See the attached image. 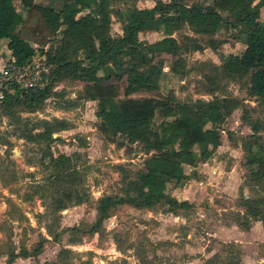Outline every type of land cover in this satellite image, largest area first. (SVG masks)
<instances>
[{
  "label": "rangeland",
  "instance_id": "rangeland-1",
  "mask_svg": "<svg viewBox=\"0 0 264 264\" xmlns=\"http://www.w3.org/2000/svg\"><path fill=\"white\" fill-rule=\"evenodd\" d=\"M34 1L55 8L71 7V2L62 0ZM155 1L114 0L113 9L123 10L132 4L149 7ZM13 3L24 15L18 0ZM205 4L209 7L210 0ZM254 15L264 21L262 9ZM109 27L112 36L122 32L114 10ZM235 33V28H220L211 35L194 34L181 25L172 33L181 44V54L177 55L183 58L181 73L169 70L176 55L162 52L156 91L125 95L123 81L108 85L123 110L128 109V100L146 101L156 96L183 102L223 96L224 109L229 113L226 111L218 124L219 147L215 150L204 143L193 145L203 156L194 165H182L186 175L178 181H164L165 177L159 175L151 188L187 200L186 208L173 209L164 201L144 205L145 188L132 183L129 190L135 195V203L116 204L97 231L87 232L86 227L95 218L98 198L104 194L124 195L125 183L154 150L145 152L138 141L106 134L95 115L96 100L90 98L93 87L83 81H55L52 90L62 94L48 95L34 109L15 107L9 114L0 106V264L5 263L9 250H30L37 242H41L37 255L17 256L12 264H264V223L248 219L246 229L238 224L244 220V209L239 204L242 197H264V177L258 179L260 173L252 175L246 164L251 155L240 147V136L250 132L240 117L243 113L246 119L258 120L264 143V100L246 93L244 79L241 83L228 80L220 76L219 69L214 70V66H221L224 56L238 55L243 50L244 44L234 38ZM161 35L160 31L137 33L138 39L145 41ZM194 41L204 44V48L193 50L190 46ZM33 46L36 52L22 69L6 72L13 64L7 62L10 56L5 38L0 39V88H6L10 78L22 87L42 81L40 72L47 66L37 45ZM16 116L22 121L16 123ZM52 117L67 120L68 128L52 133L56 138L49 148L54 156L71 155L87 194L84 201L70 203L56 212L48 206V187L42 191L36 187L46 175L39 159L44 143L28 142L17 134V125L29 127L38 118ZM160 122L161 116L153 111L151 126ZM210 128L209 124L205 126L207 134L212 132ZM229 140L235 142L233 146ZM259 206L264 209L263 203Z\"/></svg>",
  "mask_w": 264,
  "mask_h": 264
},
{
  "label": "trees",
  "instance_id": "trees-1",
  "mask_svg": "<svg viewBox=\"0 0 264 264\" xmlns=\"http://www.w3.org/2000/svg\"><path fill=\"white\" fill-rule=\"evenodd\" d=\"M62 1L71 2V7L55 8L34 0H18L25 11L22 15L13 0H0V39L5 38V47L9 51L7 62L24 67L35 54L37 48L33 44H36L47 66L46 71L40 72V83L22 87L13 78L7 80V87L0 88V106L7 113L15 107L34 109L48 95L62 94L52 90L55 81H83L93 87L90 98L96 100L95 115L106 134L123 135L128 142L138 141L145 152L154 150L125 183L124 195L104 194L98 198L95 218L86 227L87 232L97 231L116 204L135 203V195L129 190L132 183L145 188L144 205L164 201L173 209L186 208L189 206L187 200H177L151 188L156 185L159 175L165 177L164 181H178L186 175L182 165H194L203 156L194 149L195 143H208L212 147L220 143L218 124L226 117V111L229 113V109H224L223 96L195 98L189 102L156 96L146 101L128 100L129 107L123 110L108 85L123 81L125 95L142 90L156 91L162 73V52L176 55L170 63L171 72L183 71V58L177 56L181 54V44L170 37L181 25H186L194 34L207 35L220 28H235L233 36L244 44V48L238 55L224 56L221 66H214V70L219 69L220 76L228 80L240 82L244 79L246 93L264 100V21L254 15L261 9L264 11V0H210L209 7L205 0H156L149 7L132 4L123 10L113 9L114 0ZM113 10L122 30L115 36L109 31ZM79 12L82 14L76 16ZM140 31H160L164 37L151 42L140 40L137 37ZM192 43L193 50L202 49L199 42ZM44 45L47 48L43 49ZM9 71L12 70L7 68L6 72ZM153 111L161 116L156 127L151 126ZM240 120L251 131L240 136L243 152L251 155L246 164L250 165L253 176L260 173L258 179H262L264 143L259 131L263 128L257 119H246L243 113ZM14 121L19 123L22 119L16 116ZM207 124L212 130L210 134L205 129ZM66 128L67 120L57 117L38 118L29 127L17 125V134L24 140L44 143L39 159L45 165L46 175L44 182L36 183V187L37 191L48 187L51 212L70 203H80L87 195L71 155L54 156L49 148L50 141L56 138L52 133ZM259 203L264 205V197H242L239 204L244 209V220L238 224L243 229L248 228V219L264 223V209L261 210ZM40 249L41 242L30 250L24 247L18 251L11 249L4 264H12L17 256H35Z\"/></svg>",
  "mask_w": 264,
  "mask_h": 264
},
{
  "label": "crops",
  "instance_id": "crops-1",
  "mask_svg": "<svg viewBox=\"0 0 264 264\" xmlns=\"http://www.w3.org/2000/svg\"><path fill=\"white\" fill-rule=\"evenodd\" d=\"M155 32V31H154ZM164 37V35H161L159 38H161V37ZM170 37H173V38H175L172 34L170 35ZM158 39V38H157ZM155 40V39H154ZM153 41V40H152ZM149 42H151V41H149ZM202 48H204V44H202ZM200 50V49H199ZM242 122V121H241ZM248 126V125H247ZM221 130V129H220ZM251 132V131H250ZM249 132V133H250ZM219 133H220V131H219ZM221 141V140H220ZM233 143H235L234 141H232V140H229V144H230V146H233ZM199 145L198 143H195V145ZM207 145H209L208 147H210V149H217L218 147H219V145H220V143L218 144V145H216L215 147H212L210 144H208L207 143ZM239 145H240V143H239ZM240 147H241V145H240ZM242 148V147H241ZM196 150V149H195ZM193 167V166H192Z\"/></svg>",
  "mask_w": 264,
  "mask_h": 264
},
{
  "label": "built area",
  "instance_id": "built-area-1",
  "mask_svg": "<svg viewBox=\"0 0 264 264\" xmlns=\"http://www.w3.org/2000/svg\"><path fill=\"white\" fill-rule=\"evenodd\" d=\"M22 68H23V67L19 68V67H17V66L12 65L10 69H11L12 71H15V69H22Z\"/></svg>",
  "mask_w": 264,
  "mask_h": 264
}]
</instances>
